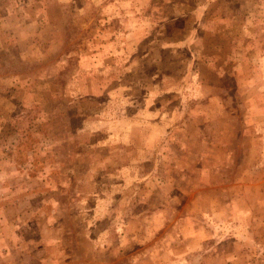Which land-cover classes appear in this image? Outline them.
Segmentation results:
<instances>
[{
	"label": "rangeland",
	"instance_id": "rangeland-1",
	"mask_svg": "<svg viewBox=\"0 0 264 264\" xmlns=\"http://www.w3.org/2000/svg\"><path fill=\"white\" fill-rule=\"evenodd\" d=\"M46 254L264 264V0H0V264Z\"/></svg>",
	"mask_w": 264,
	"mask_h": 264
},
{
	"label": "crops",
	"instance_id": "crops-1",
	"mask_svg": "<svg viewBox=\"0 0 264 264\" xmlns=\"http://www.w3.org/2000/svg\"><path fill=\"white\" fill-rule=\"evenodd\" d=\"M49 254L43 255L40 259H37L35 264H71L69 260H66L62 256L50 257L48 258ZM49 260L48 262H46Z\"/></svg>",
	"mask_w": 264,
	"mask_h": 264
},
{
	"label": "trees",
	"instance_id": "trees-1",
	"mask_svg": "<svg viewBox=\"0 0 264 264\" xmlns=\"http://www.w3.org/2000/svg\"><path fill=\"white\" fill-rule=\"evenodd\" d=\"M112 38H113V40H117V39H118V37H117L116 35H113ZM118 40H119V39H118ZM95 84H96V81H95L94 79H92V81H91V85H92V87H94Z\"/></svg>",
	"mask_w": 264,
	"mask_h": 264
}]
</instances>
